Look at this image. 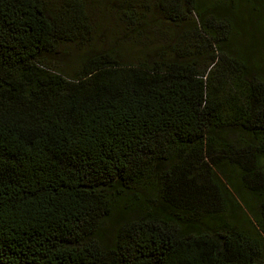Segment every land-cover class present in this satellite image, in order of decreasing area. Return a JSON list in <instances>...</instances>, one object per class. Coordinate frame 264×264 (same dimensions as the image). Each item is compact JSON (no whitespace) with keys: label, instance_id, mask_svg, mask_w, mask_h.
Instances as JSON below:
<instances>
[{"label":"trees","instance_id":"16d2710c","mask_svg":"<svg viewBox=\"0 0 264 264\" xmlns=\"http://www.w3.org/2000/svg\"><path fill=\"white\" fill-rule=\"evenodd\" d=\"M213 1L0 0V264H264V0Z\"/></svg>","mask_w":264,"mask_h":264},{"label":"rangeland","instance_id":"374dc122","mask_svg":"<svg viewBox=\"0 0 264 264\" xmlns=\"http://www.w3.org/2000/svg\"><path fill=\"white\" fill-rule=\"evenodd\" d=\"M49 3H57L59 0H46ZM148 2V0H144ZM217 0H214L213 2H216ZM91 9L90 13L92 14L94 24L96 26V29L94 30V36L93 40L91 41L90 47H97L100 43L104 41V46H116L117 41L112 42L113 40V33H118L119 30H121V22L120 20L111 12H106L104 9L99 6L97 3L91 2L89 3ZM170 26H167L169 28ZM173 30V28L171 27ZM174 31V30H173ZM95 40V41H94ZM191 42V40H190ZM149 45L151 44H161L162 41L160 40V37L152 38L148 41ZM190 48L191 44L188 43ZM196 45V44H195ZM73 46L65 47L64 49L68 50V53L65 56L59 57L55 63L56 66L62 67L68 74H72L78 67L77 62V55L80 54L84 50H88V47H85L83 50L75 49ZM141 46H129L125 45L122 48V51L125 56L131 57V56H139L142 54L140 53ZM255 57V54H254ZM229 192L231 193L232 197L234 198L235 202H237L240 216L242 219V222L244 224H247L250 226V224H255L259 220L257 217L253 214L251 207L246 202V195L243 193H239L232 187H228Z\"/></svg>","mask_w":264,"mask_h":264}]
</instances>
